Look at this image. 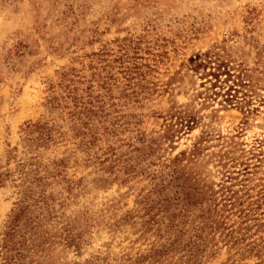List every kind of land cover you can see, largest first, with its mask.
<instances>
[{"label":"rangeland","instance_id":"374dc122","mask_svg":"<svg viewBox=\"0 0 264 264\" xmlns=\"http://www.w3.org/2000/svg\"><path fill=\"white\" fill-rule=\"evenodd\" d=\"M0 264H264V0H0Z\"/></svg>","mask_w":264,"mask_h":264}]
</instances>
